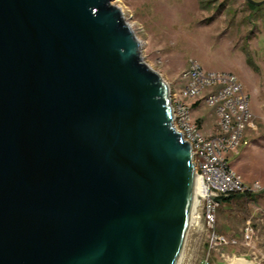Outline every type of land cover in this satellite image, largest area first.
<instances>
[{
  "label": "water",
  "instance_id": "obj_1",
  "mask_svg": "<svg viewBox=\"0 0 264 264\" xmlns=\"http://www.w3.org/2000/svg\"><path fill=\"white\" fill-rule=\"evenodd\" d=\"M192 187L118 8L0 0V264H176Z\"/></svg>",
  "mask_w": 264,
  "mask_h": 264
},
{
  "label": "rangeland",
  "instance_id": "obj_2",
  "mask_svg": "<svg viewBox=\"0 0 264 264\" xmlns=\"http://www.w3.org/2000/svg\"><path fill=\"white\" fill-rule=\"evenodd\" d=\"M109 4L119 9L122 21L138 40L141 61L169 89L181 85L179 74L193 61L204 71L235 76L248 95L253 114L243 132L246 144L229 151L225 158L244 185L254 190L235 193L233 198L245 201L230 205L218 220L215 217V228L223 226L225 233L220 234L236 243L209 251L204 231L188 226L176 264H231L234 258L264 264V3L109 0ZM191 114L203 135L215 132L212 108L200 102ZM246 219L252 234L243 244L241 228Z\"/></svg>",
  "mask_w": 264,
  "mask_h": 264
},
{
  "label": "built area",
  "instance_id": "obj_3",
  "mask_svg": "<svg viewBox=\"0 0 264 264\" xmlns=\"http://www.w3.org/2000/svg\"><path fill=\"white\" fill-rule=\"evenodd\" d=\"M179 78L182 83L177 89L168 88L171 123L189 145L193 175L199 183L198 199L189 214L188 226L204 231L207 250H219L236 243L215 228L220 198L254 190L244 185L225 158L226 153L246 144L243 132L253 114L247 93L232 74L204 71L190 61ZM200 102L212 108L215 117V132L208 136L201 133L191 114ZM251 234L252 226L246 219L241 228L243 244L248 243Z\"/></svg>",
  "mask_w": 264,
  "mask_h": 264
},
{
  "label": "crops",
  "instance_id": "obj_4",
  "mask_svg": "<svg viewBox=\"0 0 264 264\" xmlns=\"http://www.w3.org/2000/svg\"><path fill=\"white\" fill-rule=\"evenodd\" d=\"M225 197L223 199H220L219 201V206L217 208V213H216V220H218L219 215L226 214L225 210L226 208H230L231 207L230 205H241L240 203L245 201V199L233 198L232 196H225ZM216 230L218 233H225L223 226H219Z\"/></svg>",
  "mask_w": 264,
  "mask_h": 264
},
{
  "label": "bare ground",
  "instance_id": "obj_5",
  "mask_svg": "<svg viewBox=\"0 0 264 264\" xmlns=\"http://www.w3.org/2000/svg\"><path fill=\"white\" fill-rule=\"evenodd\" d=\"M192 191H193V195L191 197V203H190V208H189V214L190 212L193 210V207L195 206L196 204V201L198 199V192H199V183H198V180L197 178L194 177L193 175V187H192ZM183 243V242H182ZM182 248V247H181ZM231 264H250L242 259H232L231 261Z\"/></svg>",
  "mask_w": 264,
  "mask_h": 264
},
{
  "label": "trees",
  "instance_id": "obj_6",
  "mask_svg": "<svg viewBox=\"0 0 264 264\" xmlns=\"http://www.w3.org/2000/svg\"><path fill=\"white\" fill-rule=\"evenodd\" d=\"M234 194L228 195V196H233ZM224 197H221L220 199H223ZM226 198V197H225Z\"/></svg>",
  "mask_w": 264,
  "mask_h": 264
}]
</instances>
